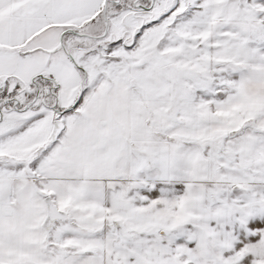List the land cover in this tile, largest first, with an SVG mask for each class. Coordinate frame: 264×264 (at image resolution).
<instances>
[{
  "label": "snow or ice",
  "instance_id": "6c2138e0",
  "mask_svg": "<svg viewBox=\"0 0 264 264\" xmlns=\"http://www.w3.org/2000/svg\"><path fill=\"white\" fill-rule=\"evenodd\" d=\"M0 264H264V0H0Z\"/></svg>",
  "mask_w": 264,
  "mask_h": 264
}]
</instances>
